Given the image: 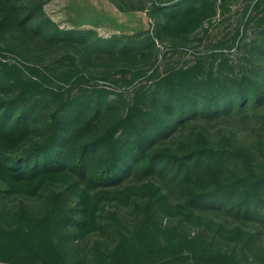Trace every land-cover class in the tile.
<instances>
[{
  "label": "trees",
  "instance_id": "1",
  "mask_svg": "<svg viewBox=\"0 0 264 264\" xmlns=\"http://www.w3.org/2000/svg\"><path fill=\"white\" fill-rule=\"evenodd\" d=\"M156 4L155 37L177 38L229 0ZM249 7L255 13L245 24L255 22L261 37L243 61L221 49L164 74L156 67L154 85L135 87L128 101L123 91L82 86L93 76L72 54L54 86L40 68L27 66L35 78L1 52L0 264H260L247 251L262 255L264 222L250 220H264V0ZM0 16L1 32L51 40L84 33L59 27L42 0H0ZM155 37L97 40L135 62ZM76 85L84 96H71ZM107 201L116 209L109 216ZM129 206L133 219L119 211ZM99 230L109 238L87 251L84 240ZM219 236H244V257Z\"/></svg>",
  "mask_w": 264,
  "mask_h": 264
},
{
  "label": "rangeland",
  "instance_id": "2",
  "mask_svg": "<svg viewBox=\"0 0 264 264\" xmlns=\"http://www.w3.org/2000/svg\"><path fill=\"white\" fill-rule=\"evenodd\" d=\"M173 1L42 0L45 14L51 17L59 27L76 29L84 33L82 35L77 33L79 39L68 40L65 36L57 35L51 40L50 35L45 36L39 33L36 37H30L6 27L3 32L0 29V54L4 52L6 57L3 59L21 64L24 71L35 78L37 76L27 66L40 68L43 74L50 76L54 86L61 82L59 80L61 72L69 67L70 60L65 55L72 54L76 56L77 63L93 76L88 83L81 84L82 86L88 87L89 90H92V86H105L114 90L113 92L123 91L128 101L131 100L135 87L142 84L154 85V79L148 80V76L156 67L160 73L164 74L177 67L195 64L199 59H205L211 52L221 49L226 51L230 59L239 63L243 61L245 55H248L247 47H250L251 40L256 36L261 37L255 22L245 24L246 18L255 13L251 7L248 8L249 4L255 0H229L227 9H220L194 32L177 38L170 35L156 38L155 28L158 16L154 12V7L156 3L165 5ZM239 28H241V34L237 36ZM90 30L94 32L92 35L88 33ZM132 33H141L144 37L153 36L156 43L154 49L151 51L146 49L148 52L146 56H141L135 62L128 56L111 53L102 48L97 40L98 36ZM138 68H143L147 73L143 72L136 78L133 85H129L125 80L134 76ZM8 94L12 95L13 92L9 91ZM88 94L86 93L91 101L98 96L94 91H89ZM82 95L84 96L82 89L76 85L71 96ZM116 96V93H111L110 99ZM49 98L51 100V97ZM50 111L51 108L43 115L48 116ZM114 208V204L107 201L103 212L108 215L116 210ZM119 211L128 219H133L136 215L132 206ZM107 219L110 218L107 217ZM166 220H168L167 217L164 218V221ZM250 222L262 224L264 220L252 217ZM262 228L263 233L260 235L262 240L258 243L262 255L258 258L247 251L249 260L258 259L260 264H264V224ZM198 230L197 226H192L191 234H196ZM108 238V232L99 230L92 233L84 240V244L87 245L85 249L88 251L90 242L105 241ZM239 238L241 239L236 240L234 237L228 239V237L219 236L225 248L235 247L239 256L244 257L241 248L245 245V237Z\"/></svg>",
  "mask_w": 264,
  "mask_h": 264
}]
</instances>
